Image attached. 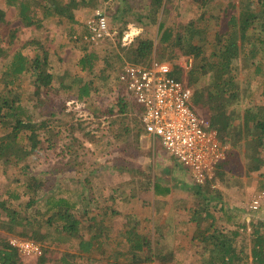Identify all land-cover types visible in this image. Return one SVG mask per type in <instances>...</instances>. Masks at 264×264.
<instances>
[{
  "label": "trees",
  "instance_id": "obj_1",
  "mask_svg": "<svg viewBox=\"0 0 264 264\" xmlns=\"http://www.w3.org/2000/svg\"><path fill=\"white\" fill-rule=\"evenodd\" d=\"M164 1L154 0L153 4L156 9H159ZM212 1L198 0L197 2L201 8H205ZM240 1L250 3L241 10L239 17L234 16L229 21L228 33H213L210 23L207 24L209 20L205 22V15L201 18L204 20L203 26H197L193 21L187 25H180L178 32L165 28V25L161 24L160 44L166 48L165 53L158 58L155 57L154 41L142 40L138 36L133 43L123 46L124 34H122L114 54L111 58L105 57V68L101 69V74L92 79L76 77L72 85H66L64 77L58 78L60 82L56 85V77L44 71L49 52L42 47L41 40L34 39L27 44H38L39 48L44 50L43 55L38 51L33 58H30L24 51H17L6 65L0 79V127L5 132L0 135V159L6 169L5 172L17 185L16 190L10 195V200L15 203L23 196H32V198L25 206L19 205L20 209H10L6 206L7 204L5 206L0 204L7 218V221L1 225L2 229L12 230L15 235L42 246L41 243L49 239L62 244L69 243L86 224L85 228L89 230L90 236L89 239H81L77 244L81 255H89L95 248V242L101 241L104 237L108 241H120L118 246L122 245L123 241L125 242L124 249L117 250V247L115 252L108 256V259L113 260L112 264H173L176 262V253L166 242L168 238L170 239V235L164 233L163 230L144 233L137 221L134 223L127 221L123 226L124 231L117 238L112 239L103 236L102 233H97L99 225L108 223L102 222L101 224L102 215L100 213L93 215L97 212L96 210L90 217L89 208L93 205L92 202L94 203L95 195L91 191L88 194L91 185L87 174H90L95 167L93 163L86 166V159L89 154L92 156L98 154L94 149L104 146L97 136L103 124L114 135L116 142L114 144L122 152L129 150L124 143L130 133L129 129L127 131L122 129L124 117L131 115L138 120L141 125L136 124V126H141L142 136L148 137L141 120L143 107L117 97V76L126 63L150 66L155 60L168 62L169 60L187 59V62H192L191 68L185 71L182 66L175 64L173 77L177 80H186L193 91L194 106L201 111L206 110L210 125L218 133L222 143L228 147L229 145L235 146L241 141L249 143L252 149L246 154L247 163L244 166L247 173H257L264 169V159L261 156V151L264 149V107L260 105L248 107L243 115L229 110L231 103L238 100L240 94L235 62L240 57L252 62L262 54L264 49V0H255L257 1L255 7L253 6L254 0ZM8 2L18 7L19 19L26 28L41 30L44 24L52 19L69 22L71 24L70 40L77 43L83 41L89 45L79 61L82 71L90 75L98 71L99 62L103 59L100 51L94 47L100 44L92 40L93 34L87 23L84 27L77 21L74 14V9L78 5L76 0H8ZM5 23L6 13L0 7V24ZM12 32L14 33L8 37L9 43L17 40L15 31ZM169 45L175 50L167 53ZM168 54L171 57L166 60ZM255 71L259 76L264 75L262 63L256 66ZM185 75L186 79H184ZM24 76L32 78L29 89L21 85ZM208 76L211 82L200 87ZM54 92L59 95L63 92L67 94L74 92L76 99L90 111L99 127L95 129L84 127L73 117L70 123L62 122L63 120L57 117V114L64 112V108L52 99ZM105 96H108L110 100L106 107L102 104ZM24 102L28 107H25ZM28 108L39 111L38 118H34L33 112L31 113ZM133 121L135 122L134 119ZM148 138L156 145L151 144V154L160 153L159 148L167 153L159 140L153 141L150 137ZM136 146H134L135 150L138 149ZM42 149L55 152L63 160H67L68 169H80L78 183L81 184V189L77 193H71L70 199L67 197L57 199L56 193L52 191L54 184L49 187L48 192L42 194L48 186V181L29 172L24 173L23 171L22 176L9 173L14 167L21 165H23V170L29 171V166L24 165L25 161ZM228 154L227 159L218 168L219 176L223 177L226 168L231 166L233 153L228 151ZM118 156L122 158L121 154ZM128 156L131 157L132 154ZM169 157L174 160V157L170 155ZM96 162L98 163V160ZM175 165L183 166L178 160H175ZM121 167L123 169L122 165ZM121 167L118 166V168ZM242 167L239 169L241 170ZM132 168L135 170L134 176H146L149 179L146 187L151 189L156 203L161 204L170 196L171 188L162 184L158 179L150 181V175L146 171L137 167ZM127 172L132 173L133 170L130 168ZM216 178L203 185L194 184L191 189L195 196L206 200L205 207L185 209L178 207L177 210L185 213L182 221L178 219L180 225L177 224V226L185 229L186 225H195L191 239L197 244L198 256L194 257L191 264H264L263 219L255 221L252 218L247 223L242 209L224 204L221 199L208 197L206 191L212 190L211 185ZM51 191L52 193L49 194ZM257 192L259 193L256 198L264 195V183L257 187ZM46 195H48L44 200L46 209L36 210L31 214L32 208L36 207L42 200V196ZM213 202L217 203L213 208L218 209V212L208 208V205ZM262 203L258 210L262 208ZM258 210L252 209L253 212ZM76 211L84 212L82 218L76 216ZM104 212V218L110 220L120 218L116 215L117 217L113 219L114 215L108 217L107 211ZM249 226L252 229L250 239L246 236ZM105 230L111 229L106 227ZM52 232H54V237L50 236ZM172 232L173 230L169 233ZM42 250H44L43 247ZM22 256L20 249L11 241L0 239V264H22ZM63 262L69 264L65 259Z\"/></svg>",
  "mask_w": 264,
  "mask_h": 264
},
{
  "label": "rangeland",
  "instance_id": "obj_2",
  "mask_svg": "<svg viewBox=\"0 0 264 264\" xmlns=\"http://www.w3.org/2000/svg\"><path fill=\"white\" fill-rule=\"evenodd\" d=\"M197 1L165 0L162 6L156 9L153 4L154 0H76L78 5L74 9V14L82 26L85 27L86 23L93 19L97 13H103L106 14L113 33L112 40L108 39L103 44L94 45L96 46L94 48L100 51L103 60L99 62L98 71L90 75L82 71L79 65V61L86 48H89V45L83 41H81L82 43H77L74 40H70L71 35L69 30L71 29V24L69 22L52 19L46 22L41 30L37 31L34 28H26L19 19L18 7L10 4L8 0H0V7L6 13V23L0 24V79L3 76L6 65L17 51H24L30 58H33L38 51L43 55L44 50L39 48L38 44H27L34 39L41 40L42 47L49 52V62L46 60L44 71L56 77V85L60 82V79H58L60 77H64L66 85H72L76 77L92 79L101 74V69L105 68V57L111 58L118 47L120 35L127 32L130 25L133 28L139 29L140 39L154 41L156 49L155 57L158 58L162 53H165L166 48V46L164 47L160 44L162 35H160L161 24H164L165 28L178 32L180 25H187L193 21L197 26H203L204 20L201 18L205 15V22L209 20L207 24L210 23L213 33L226 34L229 32V21L232 17H239L241 10L250 3L240 0H233L231 2L227 0H213L205 8H201ZM254 2L253 6L255 7L257 6V1L254 0ZM12 31H15L17 40L14 43H9L8 37L14 33ZM174 50L175 48L169 45L166 52L170 53ZM170 57L168 54L166 60H169ZM186 61L187 59H180L169 60L168 62L173 64L174 67L175 64H179L181 67ZM261 63L264 67V49L262 50V54L252 62L247 61L244 57H240L235 62L240 94L238 100L233 101L229 106L230 112L243 115L245 109L248 107L255 105L264 107V75L259 76L255 71L256 66ZM184 79H186V75ZM31 82V77L24 76L21 85L23 84L24 88L29 89L31 88ZM210 82L211 80L208 76L203 80L200 87H204ZM73 93L69 92L67 94L63 92L60 95L55 92L51 93L55 103L64 108V112H58L57 114V117H61L60 119L63 120L60 121L70 123L73 117L84 127L94 129L99 127L90 111L82 102L76 99L77 97ZM105 97L102 104L106 107L110 103V100L108 96ZM24 105L28 107L25 102ZM28 109L31 113L33 112L34 118H38L39 111L33 110V108ZM53 109L55 108L53 107ZM201 112L207 116L206 110L202 109ZM123 124L122 129L124 131L130 130L124 143L129 148L128 152H122V150L119 151L117 149L114 135L103 124L99 128L97 136L101 139V143H104V146L103 148L94 149L98 154H95V156L89 154L86 159V166H90L93 163L95 167L90 174H87L91 185L88 194L92 192L95 195L94 203L92 202L93 205L89 208L91 212L90 217L93 211L96 210L97 212H94L93 215L95 213L102 215L100 217L101 220L99 219L101 224L102 222L108 223L106 225H99L97 233H102L103 236L112 239L114 237L117 238L124 231L123 226L127 221L130 223L137 221L144 233L155 230L159 231L160 229L170 235V239L168 238L166 242L176 253V262L173 264H191L194 257L198 256L196 250L197 244L191 239L195 231V225H186L185 229L177 226L179 224L178 219L182 221L185 218V213L177 210L179 209L178 207L183 209L205 207L207 205L206 200L195 196L194 192L190 190V187H193L195 183L184 166H172L174 169L176 168L175 172H172L168 167L157 165V160H154L150 151L148 152L149 157H146L149 148L146 146H150L151 149V144H154L146 135L142 136L143 130L139 126L141 124L138 120L130 115L124 117ZM136 124L139 125L136 126ZM3 134L5 132L0 127V135ZM135 145H137V150H135ZM229 147V152L233 153L231 155L233 158L231 159V166L226 168L223 177L217 174L218 177L211 185L212 190L206 191L207 195H209L208 197L211 196L223 200L224 204L237 206L242 209L247 223L252 218L255 221H258V219H263L264 221V199L262 200L263 206L260 210L253 212L251 209V203L259 193L257 192V187L264 183V169L257 173H247L244 167L247 163L246 154L252 149L248 142L241 141L235 146L229 145ZM156 150L160 152V150ZM130 153L132 156L127 157ZM120 154L121 159L118 156ZM163 154L161 150L160 153L154 156L162 158ZM261 156L264 159V149L261 151ZM96 160H98V163ZM175 160L177 159L174 158L172 163H175ZM66 161L55 152L42 149L39 153L32 155L25 161L24 165L29 166V171L23 170V165H21L14 167L9 173L22 176L23 171L24 173L29 172L40 179L48 181V186L45 187L42 194L48 192L49 187L54 184V188L51 190L53 193H56L57 199H65L66 197L70 199L71 193H77L81 189V184L78 183L80 169H68L69 166ZM118 166L121 168H118ZM132 167L146 171L150 175V181L158 179L169 188H175L174 193L166 198L163 203H156L151 189L149 190L146 187L149 179L146 176H134L135 170ZM239 167H242V169L240 170ZM130 168L133 170V174L126 173ZM5 171L6 169L3 167L2 160L0 159V204H4L3 206L7 204L6 206L10 209H20L19 205L25 206L32 196H23L17 202H12L10 195L16 190L17 185L11 181L10 176ZM171 174H174V177H171ZM48 195L42 196V200L39 201L38 205L32 208L31 214L36 210L43 211L46 209L44 200ZM214 204L217 203L213 202L209 204L208 208L214 212H218V209L213 208ZM104 211H107L108 217L114 215L113 219L117 217L116 215H119L121 220L115 222L114 220L104 218ZM83 213V211H76V216L82 218ZM5 221H7L6 214L0 208V239L8 241L25 239L15 235L12 230L6 231L2 229L1 225ZM85 227L86 224L82 226L79 234L69 243H57L51 239L41 243L44 249L42 255H23L22 264H66V262H63L64 259L69 264H112L113 260L108 259V256L114 253L117 247V250L124 249L125 242L123 241V244L118 246L120 241H108L102 237L101 241L95 242V248L89 255H81L77 244L81 239H89L90 236L89 230ZM106 227H112L114 230L107 231L105 230ZM170 229L173 230L171 234L169 233ZM251 230V226H249L246 234L248 239H250ZM173 233L175 234L173 235ZM50 236L54 237V232ZM123 245L124 247H122ZM249 246H251V243H249Z\"/></svg>",
  "mask_w": 264,
  "mask_h": 264
},
{
  "label": "built area",
  "instance_id": "obj_3",
  "mask_svg": "<svg viewBox=\"0 0 264 264\" xmlns=\"http://www.w3.org/2000/svg\"><path fill=\"white\" fill-rule=\"evenodd\" d=\"M87 26L95 43L112 40L106 14L97 13ZM139 35V29L130 25L123 35V46L133 43ZM191 63L186 61L182 65L185 71L191 68ZM173 71L174 66L169 62L155 60L150 66L126 63L117 76V97L143 107L141 120L147 136L153 141L159 140L167 153L189 171L194 183L203 185L217 177L229 147L221 142L209 118L194 106L193 91L186 80L174 78ZM263 196L253 201V210H258ZM11 243L23 255L40 256L43 253L40 244L29 240Z\"/></svg>",
  "mask_w": 264,
  "mask_h": 264
},
{
  "label": "crops",
  "instance_id": "obj_4",
  "mask_svg": "<svg viewBox=\"0 0 264 264\" xmlns=\"http://www.w3.org/2000/svg\"><path fill=\"white\" fill-rule=\"evenodd\" d=\"M146 147H149L148 148V151L146 153V157H149L148 152L151 151V149H150V146H146ZM159 149L162 150V152L164 153V155H162V158H158V160H157V157L154 156L155 154H152L154 160H157L156 161V164L159 165V166L161 165V166H164V167H168L169 170H172V172H175V169L176 168L174 169V167H172V166H176L175 163H172V161H174V160H172V158L169 157V155H167V153L162 148H159ZM146 157H144V158H146ZM171 177H174V174H171ZM190 188L193 189L192 186ZM171 189L172 190H171L170 196L174 193L175 188H171ZM118 210L120 211V209H118ZM120 213L123 214L122 211H120ZM121 216H123V215H121ZM119 220H121V219L118 217V218H115L114 221L117 222ZM109 228L112 229V230H114L112 227H109ZM114 238H116V237H114Z\"/></svg>",
  "mask_w": 264,
  "mask_h": 264
}]
</instances>
